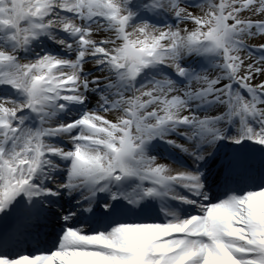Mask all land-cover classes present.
Returning <instances> with one entry per match:
<instances>
[{
  "label": "snow or ice",
  "instance_id": "obj_1",
  "mask_svg": "<svg viewBox=\"0 0 264 264\" xmlns=\"http://www.w3.org/2000/svg\"><path fill=\"white\" fill-rule=\"evenodd\" d=\"M0 264H264V0H0Z\"/></svg>",
  "mask_w": 264,
  "mask_h": 264
}]
</instances>
